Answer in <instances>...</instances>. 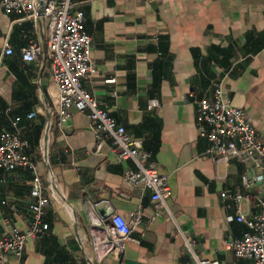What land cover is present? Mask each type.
<instances>
[{
  "label": "crops",
  "instance_id": "0c3cea01",
  "mask_svg": "<svg viewBox=\"0 0 264 264\" xmlns=\"http://www.w3.org/2000/svg\"><path fill=\"white\" fill-rule=\"evenodd\" d=\"M40 1L36 20L0 10V133L20 118L15 131L30 145L25 153L51 186L44 216L49 232L29 241L19 261L6 263L195 264L184 244L191 239L200 259L246 264L226 242L246 231L235 220L237 208L245 217L257 213L264 179L255 180L248 160L222 163L202 156L206 141L197 135L190 95L208 97L219 86L264 142V0H76L96 67L84 86L117 124L142 141L167 177L172 217L149 193L141 197L124 182L134 164L117 162L109 142L98 146L84 114L74 113L64 133L56 130L58 91ZM29 34L41 47L35 62L21 57ZM151 99L160 107L148 111ZM29 114L34 116L28 119ZM243 175L251 180L248 188ZM31 178L26 167L0 169V239L29 228ZM222 193L243 199L236 204ZM139 207L143 221L131 234L134 242L126 244L119 261L102 258L95 245L107 237L109 216L127 219Z\"/></svg>",
  "mask_w": 264,
  "mask_h": 264
},
{
  "label": "built area",
  "instance_id": "2783aa9c",
  "mask_svg": "<svg viewBox=\"0 0 264 264\" xmlns=\"http://www.w3.org/2000/svg\"><path fill=\"white\" fill-rule=\"evenodd\" d=\"M38 1L0 0V10L7 15L36 20L39 16ZM42 16L47 21L46 50L51 54V78L58 91L56 130L64 133L74 113L84 114L90 122L98 146L109 142L117 162L131 161L134 164V169L124 173V182L137 189L141 197L149 193L154 205L172 217L169 206L171 189L167 177L158 172L151 155L143 150L142 141L133 138L123 126L117 124L84 86L96 72V67L90 57L92 38L85 30V16L76 0H45ZM27 38L28 46L22 49L21 57L25 62H35L41 47L31 34ZM3 52L10 55L11 49L5 46ZM190 97L195 107L197 135L206 141L202 156L222 163L233 159L248 160L252 163L255 180L263 181L264 142L247 114L232 106L224 98L219 86L208 97ZM159 107L157 99L147 102L148 111ZM33 116L29 114L27 118ZM19 121L20 118L15 117L11 123L12 130L0 133V169L11 172L26 167L31 171L28 209L32 220L26 231L13 229L7 237L0 239V264H7L8 258L19 261L29 241H38L49 232L44 216L50 205L51 186L42 181L31 155L25 153L31 152V148L15 131ZM241 180L246 188L250 186L251 180L246 175ZM221 198L236 204L243 199L241 195L230 196L226 193H222ZM256 204L258 211L250 217H245L237 208L235 220L244 224L246 231L240 238L226 242V248L246 264H264V198H257ZM142 221L143 211L140 207L132 211L127 219L111 214L107 237L103 243L95 245V249L103 250L102 258L111 256L119 261L126 244L134 242L131 234L142 225ZM184 244L195 264H220L216 260L198 258L194 253V240L185 239Z\"/></svg>",
  "mask_w": 264,
  "mask_h": 264
},
{
  "label": "water",
  "instance_id": "95a60500",
  "mask_svg": "<svg viewBox=\"0 0 264 264\" xmlns=\"http://www.w3.org/2000/svg\"><path fill=\"white\" fill-rule=\"evenodd\" d=\"M42 3H43V0L40 1V12H42Z\"/></svg>",
  "mask_w": 264,
  "mask_h": 264
},
{
  "label": "trees",
  "instance_id": "16d2710c",
  "mask_svg": "<svg viewBox=\"0 0 264 264\" xmlns=\"http://www.w3.org/2000/svg\"><path fill=\"white\" fill-rule=\"evenodd\" d=\"M212 65V64H211Z\"/></svg>",
  "mask_w": 264,
  "mask_h": 264
}]
</instances>
